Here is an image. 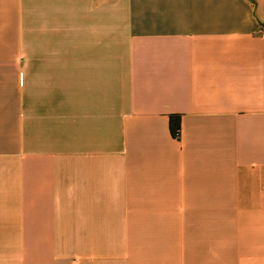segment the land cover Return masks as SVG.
Listing matches in <instances>:
<instances>
[{
  "label": "crops",
  "instance_id": "0c3cea01",
  "mask_svg": "<svg viewBox=\"0 0 264 264\" xmlns=\"http://www.w3.org/2000/svg\"><path fill=\"white\" fill-rule=\"evenodd\" d=\"M0 264H264V0H0Z\"/></svg>",
  "mask_w": 264,
  "mask_h": 264
},
{
  "label": "trees",
  "instance_id": "16d2710c",
  "mask_svg": "<svg viewBox=\"0 0 264 264\" xmlns=\"http://www.w3.org/2000/svg\"><path fill=\"white\" fill-rule=\"evenodd\" d=\"M180 118L177 115H172L169 117V131L173 138H177L179 136L180 131Z\"/></svg>",
  "mask_w": 264,
  "mask_h": 264
}]
</instances>
